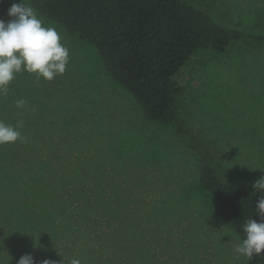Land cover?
<instances>
[{
    "label": "rangeland",
    "instance_id": "obj_1",
    "mask_svg": "<svg viewBox=\"0 0 264 264\" xmlns=\"http://www.w3.org/2000/svg\"><path fill=\"white\" fill-rule=\"evenodd\" d=\"M40 1L24 3L58 31L68 63L51 81L17 73L0 95V120L24 123L22 139L0 145V264L25 254L35 264H104L117 255L123 264H247L199 184L198 164L209 157L225 184L264 195L252 187L264 176V43L244 38L192 59L179 77L180 133L147 119L94 48L44 17ZM182 1L264 35V0ZM19 2L0 0V19ZM34 173L44 185H18ZM80 207L93 214L86 223L67 214ZM65 222L86 236H64Z\"/></svg>",
    "mask_w": 264,
    "mask_h": 264
},
{
    "label": "trees",
    "instance_id": "obj_2",
    "mask_svg": "<svg viewBox=\"0 0 264 264\" xmlns=\"http://www.w3.org/2000/svg\"><path fill=\"white\" fill-rule=\"evenodd\" d=\"M37 6L44 17L94 48L113 81L129 92L147 119L180 133L183 124L175 107L179 77L192 59L201 53H222L244 38L264 43V35L228 28L182 0H41ZM198 175L219 216L243 240L245 222L261 219L255 206L262 196L225 184L206 156L198 164ZM44 183V176L34 173L18 185L32 188ZM70 213L85 223L93 215L81 207L67 210ZM65 223L64 236H86L84 230L74 233ZM113 261L123 264L124 259L117 255L103 263ZM247 264H264V253L247 258Z\"/></svg>",
    "mask_w": 264,
    "mask_h": 264
},
{
    "label": "clouds",
    "instance_id": "obj_3",
    "mask_svg": "<svg viewBox=\"0 0 264 264\" xmlns=\"http://www.w3.org/2000/svg\"><path fill=\"white\" fill-rule=\"evenodd\" d=\"M11 18L7 22L0 19V95H6L8 85L15 74L26 71L51 81L56 75L63 74L68 63L69 51L61 43L58 31L51 26L45 27L33 7L20 0L13 3L7 10ZM25 101L16 102L21 108ZM23 121L15 126L0 120V145L14 143L22 139L19 129ZM252 187L264 194V176L256 180ZM260 221L250 217L243 225L245 238L235 246V252L248 259L253 255L264 253V195L255 206ZM17 264H35L31 254L19 258ZM40 264H56L55 261L44 259ZM62 264V261H61ZM69 264H81L79 259H72Z\"/></svg>",
    "mask_w": 264,
    "mask_h": 264
}]
</instances>
